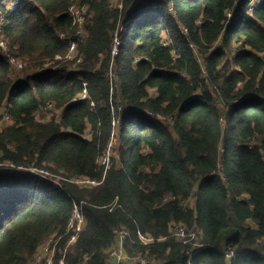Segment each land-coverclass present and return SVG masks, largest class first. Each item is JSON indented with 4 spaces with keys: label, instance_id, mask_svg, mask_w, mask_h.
<instances>
[{
    "label": "trees",
    "instance_id": "trees-1",
    "mask_svg": "<svg viewBox=\"0 0 264 264\" xmlns=\"http://www.w3.org/2000/svg\"><path fill=\"white\" fill-rule=\"evenodd\" d=\"M254 1L0 0L3 40L27 63L16 70L0 48L11 120L0 128V264H30L52 234L64 243L75 204L86 226L64 264H106L121 227L128 255L157 264H264V0L250 17ZM72 5L86 10L87 36L76 59L56 63L77 29ZM48 104L60 122L38 120ZM6 164L61 172L63 185ZM172 223L198 228L206 247L177 240Z\"/></svg>",
    "mask_w": 264,
    "mask_h": 264
},
{
    "label": "built area",
    "instance_id": "built-area-1",
    "mask_svg": "<svg viewBox=\"0 0 264 264\" xmlns=\"http://www.w3.org/2000/svg\"><path fill=\"white\" fill-rule=\"evenodd\" d=\"M138 2H141L143 0H137ZM262 0H255L248 10V15L251 17V15L254 12V7L257 3H260ZM84 10L83 8L79 7L78 5H72L69 7V11L72 14V16L75 18V22L77 25V29L75 31L74 39L70 43V48L67 56L65 58H58L55 60L57 63L58 61H71L77 58V49L78 45L82 42H84L87 33L85 29V13L80 14V12ZM234 18V12L228 14V21L226 25H230ZM3 23V16L0 15V24ZM127 30V26L124 24H121L119 27V30L117 33H115L114 37V43L112 48V58L113 60L118 56L119 54V47L121 44V34ZM186 31V30H184ZM167 45V44H166ZM0 48L3 50V52L7 55L10 63L16 70H21L25 67V63L23 60L16 55L12 54L10 52V49L8 48L6 42L3 40L2 36V27H0ZM64 59V60H63ZM81 62V59H78V63ZM52 65L49 63H45L42 65L41 70L50 69V66ZM75 67L77 63H74ZM114 68V69H113ZM108 76L113 81L115 78V67L114 62L111 63L109 68ZM80 99H87V92L86 90L81 94L80 98L75 99V102H78ZM120 106V111H121ZM54 111L57 110L53 104H48L43 107V111ZM5 115L3 116V119L6 118L8 121H11L8 112L6 110ZM59 111V110H58ZM159 119H163L162 116L157 115ZM51 121V120H50ZM45 122V121H44ZM117 126V123H114ZM115 126V127H116ZM86 137H88L86 135ZM113 138V137H112ZM111 144L110 147L107 149V151L104 153V155L100 158L99 162L101 161V165L105 166L106 169H109L111 161H112V155H111ZM6 167L10 168L11 170H18V171H24L28 172L32 175H37L39 177H43L47 180L53 181V179L49 176H51L50 172L41 168H37L31 165H21L17 166L14 164H6ZM73 182L83 185L86 187L90 186H98L101 183H99L96 180H91L86 177H80L75 178L72 180ZM86 226V218L84 214L82 213L81 209L78 207L77 204H75V210L72 219L69 221L67 225V231H66V240L63 243V236H58L57 234H52L47 236L43 242L50 237V241L45 243L44 245H41L38 247L34 258L32 260L31 264H55L57 262V258L60 264H64V259L66 255L75 247V244L79 238V234L84 230ZM170 233L176 237L177 240L182 242L187 241H194V248L196 249H203L206 247V245L203 243L202 240V231H200L198 228H192L189 229L185 225L181 223H172L170 227ZM199 233V236L197 239V235ZM131 233L128 229L121 227L114 231V243L112 246L106 251L107 253V263L106 264H157V260L155 258L149 257L148 255H138L135 257H132L128 255V253L125 250V243L129 239ZM141 241L144 244H151L153 243L154 239L151 235L148 234H141L140 233ZM264 240L261 241V243ZM192 250V249H191ZM190 250V251H191ZM189 251V252H190ZM227 254V257L229 260H231L232 257L235 255L236 249L234 248H226L224 250Z\"/></svg>",
    "mask_w": 264,
    "mask_h": 264
},
{
    "label": "rangeland",
    "instance_id": "rangeland-1",
    "mask_svg": "<svg viewBox=\"0 0 264 264\" xmlns=\"http://www.w3.org/2000/svg\"><path fill=\"white\" fill-rule=\"evenodd\" d=\"M154 1H157V0H154ZM159 1H161L162 3H165V1L166 0H159ZM116 4V3H115ZM85 11L86 10H82L81 12H80V14H84L85 13ZM233 23V22H232ZM232 23H231V25H232ZM223 40V37H222V39H221V41ZM220 48V45L219 44H216V46H215V49H219ZM235 50H239V49H241V45H236L235 47ZM229 59H231V57H228ZM22 59V58H21ZM23 60V59H22ZM24 62V61H23ZM58 62H62V61H58ZM201 62H203V60L201 61ZM25 63V66L27 65V63L26 62H24ZM73 67L72 68H75V65H72ZM25 68V67H24ZM23 68V69H24ZM114 69V68H113ZM15 70V69H14ZM22 70V69H21ZM20 70V71H21ZM16 71V70H15ZM153 94H154V92H153ZM62 114H63V109L62 110H54V111H40L39 113H38V115H37V118H38V120L39 121H42V122H47V121H50V120H52L53 119V117H55L56 116V118H57V122H60V120L62 119ZM0 115H5V111H0ZM165 121V120H164ZM166 122V124H169L167 121H165ZM7 124H9V121L6 119V118H4L1 122H0V128H2L3 126H5V125H7ZM117 126L119 127V124H117ZM87 136H88V138L90 137V135H89V133H87ZM117 140V137H115V133L113 134V138H112V141H111V145H112V147H111V155H112V158H115V159H117V155H116V152L114 151V149H115V146L116 145H114V141H116ZM100 164H101V161H100ZM220 169H222V167H220ZM51 174V176H49V177H51L52 179H53V182H55V183H58L59 185H63V181H64V175L60 172V173H57V174H52V173H50ZM83 186V185H82ZM194 203H195V197H191L189 200H188V202H187V204H189V205H191V206H193L194 205ZM198 236H199V233H198V235H197V239H199L198 238ZM50 241V237L48 238V239H46L41 245H44L45 243H47V242H49ZM262 244H264V241L262 242ZM40 245V246H41ZM34 258V257H33ZM33 260V259H32ZM31 263H32V261H31ZM30 263V264H31ZM157 263H159L158 261H157ZM155 264H156V262H155Z\"/></svg>",
    "mask_w": 264,
    "mask_h": 264
},
{
    "label": "bare ground",
    "instance_id": "bare-ground-1",
    "mask_svg": "<svg viewBox=\"0 0 264 264\" xmlns=\"http://www.w3.org/2000/svg\"><path fill=\"white\" fill-rule=\"evenodd\" d=\"M151 125H152V122H151Z\"/></svg>",
    "mask_w": 264,
    "mask_h": 264
},
{
    "label": "clouds",
    "instance_id": "clouds-1",
    "mask_svg": "<svg viewBox=\"0 0 264 264\" xmlns=\"http://www.w3.org/2000/svg\"><path fill=\"white\" fill-rule=\"evenodd\" d=\"M234 19V18H233ZM233 21V20H232Z\"/></svg>",
    "mask_w": 264,
    "mask_h": 264
}]
</instances>
